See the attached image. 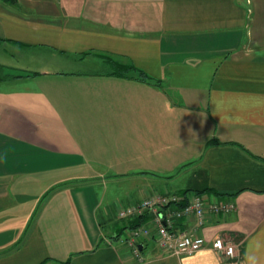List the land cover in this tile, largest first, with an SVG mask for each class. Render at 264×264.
Returning a JSON list of instances; mask_svg holds the SVG:
<instances>
[{"label": "crops", "instance_id": "0c3cea01", "mask_svg": "<svg viewBox=\"0 0 264 264\" xmlns=\"http://www.w3.org/2000/svg\"><path fill=\"white\" fill-rule=\"evenodd\" d=\"M0 66V264H264V0H0ZM186 191L202 250L115 237Z\"/></svg>", "mask_w": 264, "mask_h": 264}, {"label": "built area", "instance_id": "2783aa9c", "mask_svg": "<svg viewBox=\"0 0 264 264\" xmlns=\"http://www.w3.org/2000/svg\"><path fill=\"white\" fill-rule=\"evenodd\" d=\"M236 205L232 201H209L204 195L187 192L153 195L120 209V218L143 215L146 211L155 215L149 223L128 228L127 235L121 236V241L139 261L144 259L140 244L145 240H155L166 253L192 254L208 244L207 237L199 234L198 228L205 224L210 215L230 213L236 209ZM185 217L195 218V226L186 229L177 227L176 221ZM211 247L222 255L236 257V245L223 237H216L211 242Z\"/></svg>", "mask_w": 264, "mask_h": 264}, {"label": "trees", "instance_id": "16d2710c", "mask_svg": "<svg viewBox=\"0 0 264 264\" xmlns=\"http://www.w3.org/2000/svg\"><path fill=\"white\" fill-rule=\"evenodd\" d=\"M10 1H14V0H10ZM138 72L139 73H137V77L139 78V79H141V80H143V81H148V82H155V80L152 78V77H150V76H148L147 74H146V72H144V71H142V70H138ZM4 77H5V75H4V73H3V71H2V68H1V66H0V80H2V79H4ZM157 82V81H156ZM215 140V139H214ZM214 140H212V141H214ZM187 192V191H186ZM185 192V193H186ZM184 193V194H185ZM188 193V192H187ZM133 226H136V224H133V225H131L130 227H133ZM128 228V227H127ZM121 236L122 235H120V234H116V238H121Z\"/></svg>", "mask_w": 264, "mask_h": 264}, {"label": "rangeland", "instance_id": "374dc122", "mask_svg": "<svg viewBox=\"0 0 264 264\" xmlns=\"http://www.w3.org/2000/svg\"><path fill=\"white\" fill-rule=\"evenodd\" d=\"M121 219H124V218H121ZM124 221L123 220H119L118 221V223H117L118 229L116 230V234L119 233L120 229L122 228L123 223H125ZM127 232H128V229L127 228H124L123 231L120 233V235L125 236V235H127Z\"/></svg>", "mask_w": 264, "mask_h": 264}, {"label": "water", "instance_id": "95a60500", "mask_svg": "<svg viewBox=\"0 0 264 264\" xmlns=\"http://www.w3.org/2000/svg\"><path fill=\"white\" fill-rule=\"evenodd\" d=\"M141 246V245H140ZM141 247H143V246H141Z\"/></svg>", "mask_w": 264, "mask_h": 264}]
</instances>
